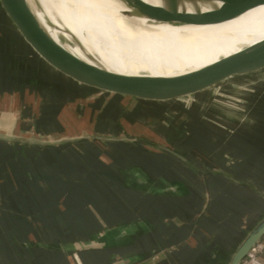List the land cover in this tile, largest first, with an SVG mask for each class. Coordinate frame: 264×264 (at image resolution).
<instances>
[{"label":"water","instance_id":"1","mask_svg":"<svg viewBox=\"0 0 264 264\" xmlns=\"http://www.w3.org/2000/svg\"><path fill=\"white\" fill-rule=\"evenodd\" d=\"M124 10L126 19H142L149 23L172 26L206 27L224 24L264 6V0H109ZM45 13L39 5L36 9ZM0 16L9 26L23 48L33 60L15 59L0 48L1 78L8 85L24 90H44L51 85L46 80L52 73L65 78L88 92L112 95L151 103H177L197 101L211 97L216 89L229 83L256 80L264 75V40L240 52L222 58L202 69L170 77L132 76L111 72L90 57L86 62L70 50L75 48L74 36L69 29H62L65 37L53 38L47 30L54 23L42 22L28 0H0ZM66 42V43H65ZM69 43V44H67ZM70 49V50H69ZM22 58V56H20ZM41 65V66H40ZM260 99L245 100L242 114L223 112L222 124L229 129L226 140L244 173L259 171L264 181V94ZM235 107V106H234ZM263 124V126H262ZM257 127L255 134L247 129ZM17 135L0 132V140L41 145H65L79 142L134 143L151 150L169 154L200 176L211 174L193 164L172 149L142 138L124 136L66 137L57 141L40 139L22 141ZM131 176L141 191L150 196V211L161 204V211L139 218L118 222L107 221L99 229L88 231L55 230L56 239L15 238L0 244V261L6 255L22 257L27 263L46 260V257L70 258L73 264H85L84 253L128 252L107 264H142L171 250L180 241L177 229H189L194 222H201L203 212L195 216L200 206L198 191L190 181L181 176L167 177V171L157 177L150 165H141L118 172V189L126 192L123 178ZM228 179L238 188L247 187L241 179L227 172L215 173ZM43 178V175H38ZM162 178V179H161ZM264 186V185H263ZM208 189V188H205ZM208 191V190H207ZM225 192V200L219 215L209 219V225L217 232L213 237L197 241L177 264H242L253 249L264 240V189L254 187L252 192ZM194 223V224H193ZM40 232V231H39ZM169 264V263H168Z\"/></svg>","mask_w":264,"mask_h":264},{"label":"rangeland","instance_id":"2","mask_svg":"<svg viewBox=\"0 0 264 264\" xmlns=\"http://www.w3.org/2000/svg\"><path fill=\"white\" fill-rule=\"evenodd\" d=\"M156 28L168 29V27ZM15 40L16 38L14 37L12 30H10L9 26L5 24V21L3 22V19L0 16V48L5 50L8 54L10 50L12 56L15 59L20 58L21 60H33V56L23 48L22 44L18 43V40V42H15ZM20 56H22V58ZM3 81L1 78L0 67V112H9L16 115V124H13V126L10 128V132L12 133L13 131H15L18 132V134H26L32 141H37L41 138L50 139L52 134L48 132L47 127H44L45 124L43 123L53 119L51 120V125L53 123H56L58 125L63 124L60 119L58 121H56L55 119L58 117L60 118L59 115H61V109L59 108V106H55L53 100H48L47 97H44L43 92L40 93L23 90L24 88L21 89V87L18 88L17 86L8 85L7 83L4 84ZM261 94H264V75L258 76L255 81L252 79H248L244 81L238 80L229 83V85L225 87L216 89L211 97L207 96L204 98H200L197 101H183L181 102V105L170 104L160 105L159 107L154 106V111H149L148 117L144 118L143 122L141 121L139 125H135L134 127L128 125L127 128L125 120L124 123H122L121 121L125 117L126 109L124 108V103L120 105L119 109L112 108V110H107L105 114H107L108 116H105L104 118L107 124L102 125V130H100V132L122 133L126 132V130H129V132L133 134L144 135L151 141L153 140L162 145L171 147L172 149L176 150L178 154L186 157L193 164L199 166L201 169H204L207 172H210L211 174H208L207 176H200L189 167L181 164L171 155L165 154L163 152L155 153V151H151L150 149L149 151H151V153L141 152L139 150L144 149L145 147L138 144H132V147L130 146V148H132L133 150H129L128 145L127 147H123L125 146L124 144H112L116 151L114 154H112L115 156L114 159H112V163L113 160L116 161V165L113 166V170L119 172L120 169L123 170L124 168L129 166L130 163L143 165L151 163L150 166H154L156 165L155 162H157L158 164L170 168L167 169V177H175L177 175L181 176L182 178L189 180L194 187H197L198 191L202 190L203 188H208V193H212V204L208 211H211V213L214 214L221 209L222 204L224 203L220 197L222 194V190H229L235 193H250L252 192L254 187L258 189H264V181L259 171L244 173L240 168V162L238 158L235 157L232 153L228 143L229 141L226 140V136L230 131L228 128H226L225 125L222 124L223 118L221 117L223 112L234 114V116H236V114H242L244 112L243 107L245 100H254V98L260 99L259 96ZM16 95L18 97H15ZM90 110V108H87L86 113L89 114ZM79 112L83 113V111L81 110ZM74 113H76V111L72 112L71 110L69 112H65L63 116L61 115L65 118L66 122L68 121V127L70 130L77 129L79 125L77 121L79 113ZM48 116H51V118H48ZM1 118L7 117L6 115H0V119ZM202 118H204L205 120H202ZM127 121V124L131 123V121ZM134 122L137 121L134 120ZM86 123L87 125H89L86 126V129L93 128L90 122L87 121ZM95 128L97 127L95 126ZM60 130L61 128L59 127L53 129V131L56 132ZM255 130L257 131L258 128L251 126L247 129V132L250 134H255ZM18 138L22 139V141L29 140L24 139L27 138L25 136H19ZM0 144L5 145L8 148V150L6 149L7 151L3 153L4 158H0V217L2 216V212L6 214L7 212H9L11 215H19L15 210H29L32 208L36 209L38 207V204L43 205L42 201L41 203H36L35 200H31V194H38L40 191L44 192L48 187H53L54 190L55 188H63L58 184H50L49 186L42 184L34 186L30 190L27 187H24L22 184H29L28 181L30 178L28 177L30 175V172H27L23 175L19 174L22 173L23 170H25L24 166L26 165V163L28 164L30 162L29 157H31L32 155L25 151L21 153L16 152L15 149H13L14 144L12 142L0 141ZM88 144H75L77 147L80 146L82 150L81 152H83L82 154H85L84 162L86 163V166H89V162L96 160L95 157L93 158V156L97 157V142H90V146ZM109 145H107L108 148H111L109 147ZM68 148L69 149H67L65 153L68 154L69 157H71L70 155L74 154L73 152L75 151V149H72L69 146ZM90 148L95 154L92 152L90 154L88 153ZM65 153L61 155H54L57 157V159H55V157L54 160H62ZM108 155L109 154H107V156ZM102 157L105 158V160L109 161L105 153L102 154ZM35 160L43 161L42 158L37 159V157H35ZM64 160L70 161L71 159L64 158ZM152 160L154 161V165ZM40 164L41 166L38 164L39 169L44 171L45 164L43 162H41ZM27 168H29V165L27 166ZM217 172H227L232 176H240L238 178L241 179L244 183H247L248 186L238 188L237 186L229 184L221 177L217 176L215 174ZM19 176H25V180H21V184L19 183V181H16V178ZM217 185L219 186V188ZM53 188L50 189V192L51 190H53ZM31 190H34V192L32 193ZM100 193L102 195V198L99 200L97 199V201H83L86 203L85 205L91 207L94 206L95 208H97V210H99L98 206L102 207L100 211L101 213H97V218H95L97 219V221L109 220L114 216L113 214L115 212L118 216H120L129 210L131 211V213L135 212L137 214H140V212L143 210V197L138 194L132 195L130 193L118 191L116 193L115 191L110 192L109 188L102 189V192L100 190ZM20 200H22V205H24L25 207H19L18 201L21 202ZM99 203L102 204L99 205ZM13 204L17 205L13 206ZM158 206L162 207L161 204H158ZM0 219V224L4 223V218ZM8 219L10 218L8 217ZM68 219L71 230L77 229L78 227H80V229H84L86 227L85 225L89 226L91 225L90 223H93V221H95H85V223H83L80 222L81 218H79L78 220V217H69ZM173 251L174 250H171V253ZM0 264L33 263H27L22 257L10 254V256L6 255L5 259H2V261H0ZM34 264L45 263L44 260H35ZM56 264L73 263L69 261L68 263L58 262Z\"/></svg>","mask_w":264,"mask_h":264},{"label":"crops","instance_id":"3","mask_svg":"<svg viewBox=\"0 0 264 264\" xmlns=\"http://www.w3.org/2000/svg\"><path fill=\"white\" fill-rule=\"evenodd\" d=\"M50 83V87L46 88L44 90H29L32 92H40L44 93V97H47L48 100H53V103L55 106H59L61 109L60 114L63 116L65 112H69L72 110L76 111L74 114L79 113V117L77 118V121L79 123L77 129H69V123L68 121L66 122L65 118L62 117L61 115L60 118H55L56 121L59 119L62 121L63 124L59 125L61 128L60 131L56 132L53 131V129H49L48 132L52 134L50 139L47 138H41V139H47L51 141H57L62 138H68V137H88L91 135H100V136H124V137H129V138H142L145 140L151 141L148 137L144 135H137L129 132V130H126V132L122 133H105V132H100L102 130V125L107 124L105 122V116H108L105 114L107 110H112V108L119 109L120 105L122 103L125 104V119L123 118L122 123L126 124V128L128 125L131 127H134L135 125H139L141 121H144V118L148 117L149 111L152 112L154 111V106H160V105H170L168 103H151V102H143L139 100H134V99H129V98H123V97H117V96H112V95H103V94H97V93H92L88 92L85 89L81 88L77 84H74L73 82L62 78L61 76L52 73L47 77L46 79ZM27 92V91H26ZM25 92V93H26ZM18 95V94H17ZM15 97H18V96ZM10 96V95H8ZM7 97V96H6ZM57 104V105H56ZM181 105V102L177 103H172L171 105ZM99 105V106H98ZM90 108V113H86V109ZM194 108V107H193ZM84 109V110H83ZM83 111V113H80L79 111ZM0 115H6L7 118H1L0 119V132L4 134H10L11 132V127L13 124H16V115L9 113V112H0ZM110 118V117H109ZM127 120L131 121L130 124H127ZM137 121V122H134ZM202 120H205L202 118ZM90 122L92 124V129H86L87 125L86 122ZM66 122V123H65ZM139 122V123H138ZM95 126L97 128H95ZM181 129V128H180ZM182 130V129H181ZM53 133H52V132ZM183 131V130H182ZM12 135H17L21 137H27L29 138L26 134H18V132L13 131L11 133ZM3 142V140H0ZM153 143L162 145L156 141H151ZM81 143H89L90 142H79L75 144H81ZM94 143V142H93ZM14 144V143H13ZM75 144H65V145H41V144H34V143H19L18 145H14V148L16 152H28L31 157H29L30 162L26 166H31L30 167V175L28 178L29 179V184H22L24 187H27L29 190L38 185H46L49 186L51 185H61L63 188H53V190L50 189L52 188H47L46 191L42 192L40 191L38 194H31L30 199L35 200V202H40L42 201V204H38V207L36 209H29V210H15L18 214L20 215H25V216H30L34 218V225L31 226V228L36 229V231L40 232H49L50 230H55L57 229H62L63 231H71V227L69 226V217H78L81 218L80 222L85 223L93 221V223H90L91 225H85L86 227L84 229H80L78 227L77 229H74V231H88L90 229H99L101 225H103L104 222L107 221H112V222H118L122 220H129V219H134V218H139L142 216H147L151 213L161 211L162 208L157 207L154 211H150V196L146 194L145 192L141 191L140 188L138 187V183L134 182L133 178L131 176H128L126 173V176L123 178V183L126 184V193H130L132 195L138 194L143 197V213L142 211L140 214H137L135 212L126 211L123 215L118 216L117 213L113 212L114 216L110 218L109 220H104V221H97V213H101V206H98L99 210L95 208L94 206H88L85 205L87 201H97V199H101L102 195L100 193V190L102 192V189H107L109 188L110 192L115 191V193L118 192H124L121 189H118V171L113 170V166L116 165V161L114 159V154L115 148L112 144H124L128 149L133 150L130 148L132 147V144L134 143H113V142H106V143H97V157H95L96 160L89 162V166H86L84 160H85V154L83 155L81 152V147L76 146ZM88 144V145H89ZM107 144L109 145L108 148ZM139 145V144H138ZM71 147L72 149H75L73 152L74 154H71L69 157L68 154L65 152L67 151L68 148ZM76 146V147H75ZM90 146V145H89ZM107 146V147H106ZM165 147H168L166 145H163ZM113 147V148H112ZM116 147V146H115ZM172 149L171 147H168ZM8 148L5 145L0 144V158L3 157V153L7 151ZM150 148L145 147L144 149H140L139 151L141 152H146V153H151V151H155V153H161L156 150H151L149 151ZM173 151L177 152L176 150L172 149ZM92 152L91 148L88 151L90 154ZM63 159L62 160H54V158L57 154H63ZM94 153V152H92ZM105 153L106 157L108 158L109 161L105 160V158L102 157V154ZM154 153V152H153ZM95 154V153H94ZM107 154H109L107 156ZM158 155V154H157ZM35 157L42 158V160H35ZM153 157V155H152ZM64 158H70V161H65ZM57 159V157L55 158ZM74 159V160H73ZM65 161V162H63ZM35 162V163H34ZM41 162L45 164V170L39 169V165L41 166ZM153 165L154 161L152 160ZM24 163V164H25ZM112 163V164H111ZM156 165L150 166V170L155 174L157 177L156 180H160V177L164 175V172L167 171L166 166H163L161 164H158L155 162ZM39 164V165H38ZM69 164V165H68ZM146 164V165H150ZM138 164L135 163H130L129 166L126 167L127 171ZM143 165V164H141ZM26 173V172H25ZM19 175H23V172L20 173ZM38 175H43V178H39ZM223 180L228 182L229 184H232L228 179L221 177ZM16 181H19L21 184L23 180H25V176H19L16 178ZM162 179V178H161ZM15 180V179H14ZM22 180V181H21ZM104 180V181H103ZM189 181V180H188ZM191 183V182H190ZM192 185V183H191ZM233 185V184H232ZM193 186V185H192ZM218 186V185H217ZM51 187V186H50ZM98 188V189H97ZM193 188L196 190L197 187ZM219 188V186H218ZM49 189V191H48ZM198 191V190H197ZM229 191V190H228ZM33 193L34 190H31ZM51 193V195H50ZM50 195V196H49ZM200 200V206L194 210V215L198 216L201 212H203V219L201 222H194V226H191L189 229H177V232L179 235H182V239L178 241L171 250H174L171 253V250H167L160 255H158L156 258L147 261L142 264H177V261L185 255L187 252L188 247L191 248L194 246L197 241L203 240L205 238H210L213 237V235L217 232V230H214V227H211L208 223L209 219L213 216L219 215L220 210L217 213H211V211H208L210 209V206L212 204V193H208L207 189L203 188L202 190L198 191V194ZM225 192L222 191L221 194V200L224 201L225 198ZM46 197V198H45ZM50 197V198H49ZM98 197V198H97ZM17 200V199H16ZM19 200V199H18ZM70 200V201H69ZM21 202L18 201L19 207H25L22 205V200ZM81 201V204H80ZM85 201V202H83ZM102 203H99L101 205ZM17 205V204H13ZM147 207V208H146ZM93 208V209H91ZM222 208V207H221ZM26 211V213H25ZM115 217V218H114ZM101 219V218H100ZM33 220V219H32ZM47 222V223H45ZM67 222V223H66ZM3 225L0 226V232L1 231H6V227L2 228ZM44 227L46 230H44ZM60 227V228H59ZM13 231H21V227L16 226ZM128 252H114V251H108V252H92V253H84L81 255L82 260L84 261L85 264H107L109 262H112L113 260H116L118 257L126 254ZM262 259L264 261V254L262 256ZM71 261L70 258H55V262H52V257H46L45 264H56L58 262H69ZM72 262V261H71Z\"/></svg>","mask_w":264,"mask_h":264},{"label":"bare ground","instance_id":"4","mask_svg":"<svg viewBox=\"0 0 264 264\" xmlns=\"http://www.w3.org/2000/svg\"><path fill=\"white\" fill-rule=\"evenodd\" d=\"M28 1L44 24L47 17L54 23L52 29L45 24L53 38L65 37L62 29H69L75 44L69 50L76 56L89 63L95 57L103 68L123 75H182L264 40V6L224 24L196 27L126 19L109 0ZM39 5L47 15L36 10Z\"/></svg>","mask_w":264,"mask_h":264},{"label":"trees","instance_id":"5","mask_svg":"<svg viewBox=\"0 0 264 264\" xmlns=\"http://www.w3.org/2000/svg\"><path fill=\"white\" fill-rule=\"evenodd\" d=\"M14 37L16 38L15 42H18L17 41V37L15 35H14ZM48 118H51V116H48ZM51 120H53V119H51ZM51 120L50 121H46L45 123H43V124H45L44 127H47V130L59 127V125L56 124V123H53L51 125ZM18 144L19 143H14V145H18ZM139 145H141V144H139ZM141 146H143V145H141ZM143 147H145V146H143ZM24 168H25V170H23V174H26L27 172H29L30 168H27L26 165L24 166ZM233 176H235L237 178L240 177V176H237V175H233ZM25 213H26V211H25ZM8 217L10 219H8ZM0 218H4V221H3L4 223H1L0 226L3 225L2 228H4V226L6 227V231H1L0 232V244H4L7 241L15 239V238H20V239H24V240L25 239L28 240L30 238H37V237L44 238V239L45 238L56 239L59 234H56L55 230H62V229H58V227H56L57 229L52 230V231L50 230L48 233H46L44 231L43 232H39V231L37 232L35 227L31 228V226L34 225V223H35L34 218L30 217V216L20 215V214L19 215H15V214L11 215L9 212H7V214L2 212V216ZM16 226L21 227V231H18V232L17 231L16 232L13 231V229H15ZM44 230H46V228H44ZM13 233L17 234V235H14Z\"/></svg>","mask_w":264,"mask_h":264},{"label":"built area","instance_id":"6","mask_svg":"<svg viewBox=\"0 0 264 264\" xmlns=\"http://www.w3.org/2000/svg\"><path fill=\"white\" fill-rule=\"evenodd\" d=\"M264 254V240L256 246L250 256L242 264H264L262 256Z\"/></svg>","mask_w":264,"mask_h":264}]
</instances>
